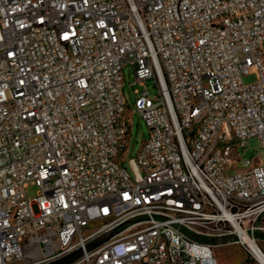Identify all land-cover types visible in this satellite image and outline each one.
I'll use <instances>...</instances> for the list:
<instances>
[{
    "label": "built area",
    "instance_id": "built-area-1",
    "mask_svg": "<svg viewBox=\"0 0 264 264\" xmlns=\"http://www.w3.org/2000/svg\"><path fill=\"white\" fill-rule=\"evenodd\" d=\"M261 232L264 0H0V264H264Z\"/></svg>",
    "mask_w": 264,
    "mask_h": 264
},
{
    "label": "rangeland",
    "instance_id": "rangeland-1",
    "mask_svg": "<svg viewBox=\"0 0 264 264\" xmlns=\"http://www.w3.org/2000/svg\"><path fill=\"white\" fill-rule=\"evenodd\" d=\"M134 80L135 77L131 66L126 65L123 68V93L126 98L125 115L129 117L131 125L128 136V146L125 152L126 161L129 158L136 156L137 151L142 146L143 140H145L148 136V128L146 124L143 120L139 118V115L134 111V100L136 96L134 94L133 89H138L139 91H142L144 90V86L139 85L138 83L131 85ZM255 80L256 75L253 72L243 76V81L246 84H251L255 82ZM147 88L151 96L156 93V88L154 87L153 82L151 80L147 82ZM258 151V141L254 138L246 143L244 155L248 157L253 156L256 155ZM124 164L127 165V162H124ZM37 191L38 187L34 185H30L26 189L27 196L29 197L35 196ZM262 233L264 232H261V234ZM258 240L260 248L262 249V251H264V238L258 236ZM221 241L224 243V245L214 248V253L218 264H241L245 259V255L242 249L236 244L227 243L228 241H230L229 238H224ZM208 242L213 244L218 242V240H208Z\"/></svg>",
    "mask_w": 264,
    "mask_h": 264
},
{
    "label": "water",
    "instance_id": "water-1",
    "mask_svg": "<svg viewBox=\"0 0 264 264\" xmlns=\"http://www.w3.org/2000/svg\"><path fill=\"white\" fill-rule=\"evenodd\" d=\"M115 231H110L107 233H104L100 236H98L97 238L93 239L90 243L87 244L86 249L87 250H92L95 247L101 245L102 243L106 242L110 237H112L114 235ZM82 254L81 250H76L74 252H72L71 254L48 264H69L72 261L76 260L77 258H79Z\"/></svg>",
    "mask_w": 264,
    "mask_h": 264
},
{
    "label": "trees",
    "instance_id": "trees-1",
    "mask_svg": "<svg viewBox=\"0 0 264 264\" xmlns=\"http://www.w3.org/2000/svg\"><path fill=\"white\" fill-rule=\"evenodd\" d=\"M258 236L261 237V238H264V233H258Z\"/></svg>",
    "mask_w": 264,
    "mask_h": 264
}]
</instances>
